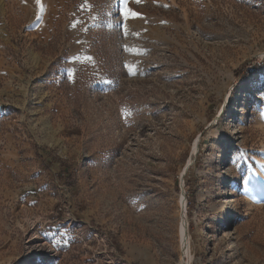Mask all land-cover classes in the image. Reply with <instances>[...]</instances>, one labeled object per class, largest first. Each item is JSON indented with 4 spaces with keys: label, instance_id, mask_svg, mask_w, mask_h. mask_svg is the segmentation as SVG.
<instances>
[{
    "label": "rangeland",
    "instance_id": "rangeland-1",
    "mask_svg": "<svg viewBox=\"0 0 264 264\" xmlns=\"http://www.w3.org/2000/svg\"><path fill=\"white\" fill-rule=\"evenodd\" d=\"M262 181L264 0H0V264H264Z\"/></svg>",
    "mask_w": 264,
    "mask_h": 264
},
{
    "label": "bare ground",
    "instance_id": "bare-ground-1",
    "mask_svg": "<svg viewBox=\"0 0 264 264\" xmlns=\"http://www.w3.org/2000/svg\"><path fill=\"white\" fill-rule=\"evenodd\" d=\"M264 182V181H262ZM264 188V187H263ZM264 190V189H263ZM258 193V192H257ZM259 195L256 194L255 196H253V201H257L259 199ZM185 198H184V195H182V206H183V209L185 210ZM184 215V214H183ZM183 215H182V218L180 220V236H181V240H182V243L183 245L185 246L186 244H188L187 242V237H188V234H187V221L183 218ZM185 216V215H184ZM233 217H236L235 214L233 213H230L228 215V221L229 219H232ZM37 263V261L35 262V264Z\"/></svg>",
    "mask_w": 264,
    "mask_h": 264
},
{
    "label": "snow or ice",
    "instance_id": "snow-or-ice-1",
    "mask_svg": "<svg viewBox=\"0 0 264 264\" xmlns=\"http://www.w3.org/2000/svg\"><path fill=\"white\" fill-rule=\"evenodd\" d=\"M37 2H39V0H37ZM137 2H139V0H137ZM126 16H132V17H136L138 16L139 14L138 13H134V12H131V10H127L126 13H125Z\"/></svg>",
    "mask_w": 264,
    "mask_h": 264
},
{
    "label": "trees",
    "instance_id": "trees-1",
    "mask_svg": "<svg viewBox=\"0 0 264 264\" xmlns=\"http://www.w3.org/2000/svg\"><path fill=\"white\" fill-rule=\"evenodd\" d=\"M241 70H242L241 73L243 74V76H242L243 78L246 77L247 75H249L251 73V71H247L245 69H241Z\"/></svg>",
    "mask_w": 264,
    "mask_h": 264
}]
</instances>
